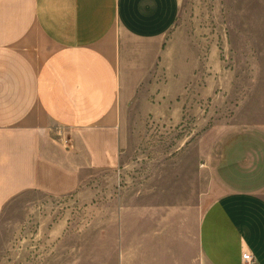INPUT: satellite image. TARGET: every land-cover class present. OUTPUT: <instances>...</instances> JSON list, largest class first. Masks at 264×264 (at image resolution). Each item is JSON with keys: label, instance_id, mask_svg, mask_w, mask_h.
I'll return each mask as SVG.
<instances>
[{"label": "crops", "instance_id": "crops-1", "mask_svg": "<svg viewBox=\"0 0 264 264\" xmlns=\"http://www.w3.org/2000/svg\"><path fill=\"white\" fill-rule=\"evenodd\" d=\"M183 2L0 0V214L28 190L76 192L87 171L127 189L124 114L168 67ZM184 140L192 180L174 200L139 202L149 180L132 182L119 264H264V120L214 118Z\"/></svg>", "mask_w": 264, "mask_h": 264}, {"label": "rangeland", "instance_id": "rangeland-1", "mask_svg": "<svg viewBox=\"0 0 264 264\" xmlns=\"http://www.w3.org/2000/svg\"><path fill=\"white\" fill-rule=\"evenodd\" d=\"M168 40V67L159 63L124 114L127 189L93 170L71 194L15 196L0 214V264H119L117 216L123 203L132 211L133 181L152 182L139 202H171L173 182L192 180L185 138L214 118L264 120V0H184Z\"/></svg>", "mask_w": 264, "mask_h": 264}, {"label": "built area", "instance_id": "built-area-1", "mask_svg": "<svg viewBox=\"0 0 264 264\" xmlns=\"http://www.w3.org/2000/svg\"><path fill=\"white\" fill-rule=\"evenodd\" d=\"M243 258L248 264H255L256 262L253 253L250 251H245L243 253Z\"/></svg>", "mask_w": 264, "mask_h": 264}]
</instances>
